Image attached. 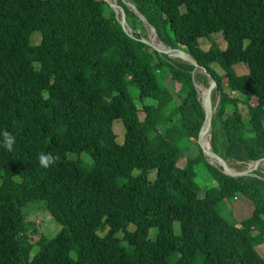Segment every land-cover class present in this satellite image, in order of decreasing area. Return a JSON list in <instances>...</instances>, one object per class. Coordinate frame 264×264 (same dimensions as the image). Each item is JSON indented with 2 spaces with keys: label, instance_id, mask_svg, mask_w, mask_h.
Segmentation results:
<instances>
[{
  "label": "trees",
  "instance_id": "trees-1",
  "mask_svg": "<svg viewBox=\"0 0 264 264\" xmlns=\"http://www.w3.org/2000/svg\"><path fill=\"white\" fill-rule=\"evenodd\" d=\"M132 1L161 41L189 51L214 77L213 150L243 162L264 156V0ZM124 9L136 37L105 0H0V264H264V178L231 176L206 160L192 64L137 38L146 36L136 31L142 22ZM238 62L246 71L236 72ZM165 76L179 83L177 102ZM4 131L16 137L12 151ZM81 151L90 162L69 157ZM41 152L59 160L44 168ZM199 167L214 180L202 194ZM240 193L252 210L231 221L216 205ZM39 199L62 225L31 242L22 208Z\"/></svg>",
  "mask_w": 264,
  "mask_h": 264
},
{
  "label": "rangeland",
  "instance_id": "rangeland-1",
  "mask_svg": "<svg viewBox=\"0 0 264 264\" xmlns=\"http://www.w3.org/2000/svg\"><path fill=\"white\" fill-rule=\"evenodd\" d=\"M104 11H105V15H107L108 13H107L106 8H104ZM138 29L139 31L145 34H150L149 30L143 25H142V28H138ZM211 35L217 41L219 46L221 47L225 46V40L223 39L221 34L212 33ZM38 38H39V34L34 33L32 36L33 41L36 42ZM199 43L202 48H207L209 46L210 40L209 38L205 36H201L199 37ZM212 66L219 73L222 74L224 72L223 69L217 63L213 62ZM233 67L237 73L246 71V65L243 64L242 62L233 64ZM222 79H223V84H225L226 78L223 77ZM165 82H166L165 84L168 85V87L171 89L174 95L173 100H176L177 102L179 100V97L177 95V89L179 88L178 81L172 80L169 76H165ZM200 84H204V83L200 81ZM233 93H234L233 91H230L231 95H234ZM215 99H216V91H213L212 101L214 102ZM145 100H147V98ZM138 106L140 105L138 104ZM239 108L244 114L243 116L248 117L247 108L245 107L244 102L239 101ZM138 114H139V117L142 118L143 112L141 110H139ZM112 125H113L115 132L117 133V136H116L117 140L121 141L122 135L124 132V126L121 120L118 118L114 119ZM189 146L184 147V150L181 156L177 160L178 165L184 164L186 155L188 154L191 155L192 153H194L195 146L193 144L191 145L190 148ZM69 157H72V158L82 157L83 159H88V162H90V157L87 155L85 151H81L80 153L70 152ZM244 164L245 162L237 163V165L241 167ZM199 165L201 166V164ZM198 170L199 171L196 175V180L200 186V194H202L207 186L212 185L214 183V180L211 179V177L203 170V168L199 167ZM256 171L260 172L259 173L260 175H264V166L262 167V170H256ZM154 173H155L154 168L149 170V177L153 178ZM216 206H217L218 211L224 217H226L227 219L231 221H239L240 219L247 216L252 210L251 200L248 197L242 195L241 193L233 198L229 197V198L221 199L220 201L217 202ZM22 211L24 213L25 220L28 221L27 223L28 236L31 242H35L40 236L51 237L61 228L62 224L51 216V214L49 213L42 199L28 201L23 206ZM173 223H174V230L178 231L179 230L178 221L175 220ZM149 233L150 235H153L155 233L154 226H152L149 229ZM262 244H258L257 248L260 250L261 254L264 256V245L261 246ZM36 249H37V246L34 245L33 248L31 249L32 254L34 253V251H36Z\"/></svg>",
  "mask_w": 264,
  "mask_h": 264
},
{
  "label": "water",
  "instance_id": "water-1",
  "mask_svg": "<svg viewBox=\"0 0 264 264\" xmlns=\"http://www.w3.org/2000/svg\"><path fill=\"white\" fill-rule=\"evenodd\" d=\"M105 1L114 11V17L120 23L123 31L129 36L136 37L133 33V28L126 19L124 5L129 7L137 15V17L142 22V25L145 26L150 32V34H146V36L142 35L137 38L160 53H165L169 57L181 59L192 64V82L197 90V95L204 112L203 121L197 133V142L206 160L212 165L219 167L223 173L231 176L257 175L255 171L262 170V167L264 166V156L252 158L248 161H245V164L241 167L238 166L237 163L243 161L229 160L227 158H224L212 148L211 121L220 99V92L217 90V83L211 72H209L203 64L199 63L197 58L189 51L184 50L180 47H172L161 41L157 36L154 25L148 21L145 15L139 10V8L132 0H120V2L119 0ZM136 31H139V29L137 28ZM195 72H200L206 77L207 83L202 87V92L199 91V85L194 75ZM213 91H216V99L214 100V102L212 101ZM258 176L264 178V175Z\"/></svg>",
  "mask_w": 264,
  "mask_h": 264
},
{
  "label": "clouds",
  "instance_id": "clouds-1",
  "mask_svg": "<svg viewBox=\"0 0 264 264\" xmlns=\"http://www.w3.org/2000/svg\"><path fill=\"white\" fill-rule=\"evenodd\" d=\"M2 136H3V141H2L3 147L7 151H12L16 143V137L8 131H4L2 133ZM58 160H59V157L53 155L52 153L41 152L38 155L39 164L44 168H48L50 166L55 165Z\"/></svg>",
  "mask_w": 264,
  "mask_h": 264
},
{
  "label": "bare ground",
  "instance_id": "bare-ground-1",
  "mask_svg": "<svg viewBox=\"0 0 264 264\" xmlns=\"http://www.w3.org/2000/svg\"><path fill=\"white\" fill-rule=\"evenodd\" d=\"M196 81H197V79H196ZM197 82H198V85H199V91L202 92L203 91L202 87L205 86V85L204 84H200L199 81H197Z\"/></svg>",
  "mask_w": 264,
  "mask_h": 264
}]
</instances>
